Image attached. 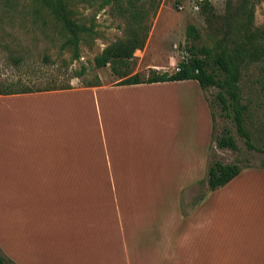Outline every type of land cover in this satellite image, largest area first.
<instances>
[{
	"label": "crops",
	"instance_id": "1",
	"mask_svg": "<svg viewBox=\"0 0 264 264\" xmlns=\"http://www.w3.org/2000/svg\"><path fill=\"white\" fill-rule=\"evenodd\" d=\"M174 61L170 59V74L177 70ZM151 67L148 73H163L160 67ZM135 74L141 79L149 76L146 73L142 78L135 70L128 77ZM119 81L0 95L1 109L12 112L23 127L27 116L40 129L44 126L36 152L44 155L30 175H14L16 170L4 174L0 168V183H13L11 191L23 193L12 206L1 200L9 209L0 212V249L18 264H192L194 254L213 258L208 246L215 245L217 239L209 243L207 239L213 236L219 219L214 206L224 201L233 225L238 226L237 217H244L243 226L261 225L264 231V170L260 168L241 169L225 186L210 191L191 215L181 213L183 192L202 181L207 172L212 123L199 84L183 80L120 85ZM71 100L74 104L68 106ZM88 102L92 113L82 121L86 138L64 145L54 137L61 114L87 111L82 105ZM3 148L7 150L0 153L4 162L13 156V148L8 140H1ZM33 153L31 149L25 157ZM77 164L84 168L76 169ZM41 170L46 173H39ZM248 181L257 200L249 209L243 208L244 200L240 199L241 206L233 201L238 191L250 186ZM41 216L42 221L36 220ZM41 223L45 227H35ZM21 228L28 237L41 235L40 246L25 238L38 250L27 259L14 254L4 242L11 238L10 231ZM252 232V228L240 227L235 231L230 245L237 248L238 257L222 264H264V233L260 234L263 239L244 249ZM223 234L220 228V234L214 236ZM65 240L69 246L76 243L74 250L57 246ZM217 247L222 250L224 246L217 242Z\"/></svg>",
	"mask_w": 264,
	"mask_h": 264
},
{
	"label": "rangeland",
	"instance_id": "2",
	"mask_svg": "<svg viewBox=\"0 0 264 264\" xmlns=\"http://www.w3.org/2000/svg\"><path fill=\"white\" fill-rule=\"evenodd\" d=\"M58 1L63 4L68 13L67 18L74 24V31L78 37L76 50L74 46L66 43L72 34L63 27L64 24L57 15L59 9L48 10L42 5L41 0H0V91H37L60 85L78 89L99 82L112 85L118 83V78L113 77L114 65L97 68L94 59L107 47L127 40L128 31L124 20L103 0ZM149 24L150 29L143 49L136 50L133 55L135 59L123 62L122 66L116 69L127 73L136 70L142 78L146 73L150 74L151 71L149 73L148 71L153 69L151 66L160 67L163 69L161 72H172L171 58L175 60L173 65L177 66L179 61L189 57L187 47L190 43L186 38V29L189 25L194 26L200 35V39L194 42L197 47H207L212 52L224 53L235 65L239 102L244 108L243 126L250 136L247 144L245 139L239 136L231 118L225 117V113L220 110V105L215 99L218 89L214 87L202 89L212 123L207 167L209 162L218 160L223 164L236 165L240 169L264 170V0H209V6L205 9L202 8L201 0H159L158 8ZM75 97L81 95L76 94ZM72 104L74 102L71 100L68 106ZM90 104L88 102L82 105L88 109L87 111L73 110L62 113L60 128L57 125L54 129L56 135L52 136L60 138L64 145L80 138L85 139L87 134L84 132L82 121L85 123V117L92 113ZM7 110L1 109L0 105V141H9L13 148V156L5 158L4 162L0 159L1 172L6 171L4 174H8L16 170L13 172L14 175L18 173L30 175L33 166L44 155L41 152L36 153L39 148L38 136H41L39 132L44 126L40 129L38 124H34V119L29 121L27 116L23 127L21 120ZM225 129L234 138L237 151L216 147L215 140ZM192 132L194 133L191 131V134ZM31 149L35 153L25 157V153ZM6 152L4 148L0 149V153ZM5 161H9V165H5ZM75 167L84 168L80 164ZM43 172L46 173L39 171ZM248 182L250 186L238 191L233 201L241 206L242 199L243 208L249 209L257 200L254 197L255 190L251 182ZM12 188L13 183H0V212L9 209L1 200H7L9 206L17 199L20 201L23 193L12 192ZM209 192L205 178L190 186L181 197L182 215L184 217L191 215ZM216 210L219 219L214 224L213 236L207 239L208 243L210 239H217L215 245L208 246L211 253H214L213 258L206 254L200 257L194 254L192 264L197 261L195 264L233 262L238 253H235L237 248L230 245V240L239 227L241 230L253 229L246 243L249 246H244L245 250L251 248L254 240L263 239L264 231L260 224L257 228L256 225L246 228L243 226L244 217L236 218L239 227L232 224L230 208L226 201L217 203L214 206V211ZM43 218L36 217V220L42 221ZM254 219L259 222L255 216ZM39 226L45 227L42 223L35 225ZM220 228L224 234L214 236L220 234ZM23 231L22 228L21 231L19 229L10 231L11 238L4 242L14 254L27 259L29 254L38 250L37 247L29 246L31 243L25 238L33 240L40 246L41 235L34 233L28 237ZM100 237L103 238L102 235ZM217 242L224 246L222 250L221 247H217ZM202 243L207 245L206 241ZM57 246L65 251L74 250L76 243L69 246L65 240L63 243H57ZM257 247L261 248V244L258 243ZM221 251L228 254L221 255ZM0 253L12 262L7 264H18L1 249Z\"/></svg>",
	"mask_w": 264,
	"mask_h": 264
},
{
	"label": "trees",
	"instance_id": "3",
	"mask_svg": "<svg viewBox=\"0 0 264 264\" xmlns=\"http://www.w3.org/2000/svg\"><path fill=\"white\" fill-rule=\"evenodd\" d=\"M111 6V10L124 20L126 24L128 37L125 42H119L107 47L101 55L94 59L97 68L113 64V75L118 76L120 85L150 84L158 82H172L183 80L196 81L201 89L209 87L218 89L215 99L220 105V110L224 112L225 117L231 118L236 126L240 137H243L248 144L250 136L243 126L242 114L243 106L240 105L237 88V69L230 57L224 53L212 52L207 47H197L194 42L200 39V35L194 26H187L186 38L189 41L187 47L188 58L177 63V70L173 73L151 71L146 79H141L138 74L128 77L130 73L121 71L119 68L122 63L133 60V54L136 50L144 47L147 33L150 29V19L155 15L159 0H103ZM42 5L48 10L59 9L57 15L64 24V28L72 34V37L66 41L77 48V34L74 31V24L67 18L68 13L60 1L41 0ZM202 8L209 6V0H201ZM65 46V45H64ZM77 57V55L75 56ZM100 86V82L95 85H86L85 87ZM69 85H60L59 87H46L37 91L29 90H2L0 95L40 93L47 91L71 90ZM218 149H230L237 151L238 147L230 132L225 129L223 134L216 140ZM241 169L236 165L223 164L218 160L208 163L205 182L209 191H215L233 178H235ZM11 262L7 257L0 253V264ZM12 263V262H11Z\"/></svg>",
	"mask_w": 264,
	"mask_h": 264
}]
</instances>
